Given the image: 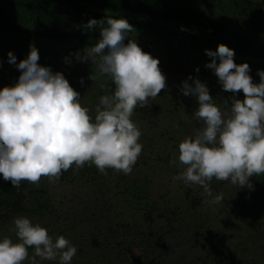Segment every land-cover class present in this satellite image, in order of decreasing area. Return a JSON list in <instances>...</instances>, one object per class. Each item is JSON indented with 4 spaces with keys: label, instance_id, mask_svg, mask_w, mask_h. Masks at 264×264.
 <instances>
[{
    "label": "rangeland",
    "instance_id": "1",
    "mask_svg": "<svg viewBox=\"0 0 264 264\" xmlns=\"http://www.w3.org/2000/svg\"><path fill=\"white\" fill-rule=\"evenodd\" d=\"M242 1L172 0V4L200 10L225 22L227 32L253 35V10ZM129 36L143 52L159 60L158 67L166 78V88L155 99L149 98L150 107H137L133 113L132 120L142 133L139 142L143 150L132 172L125 175L107 169V175H103L94 165L86 164L84 167L91 170L94 178L90 184L86 183L84 167L77 170L75 166L63 172L56 183L46 177L38 185L23 182V209L12 213L0 207V239L8 236L15 242L13 219L24 216L47 229L53 239L62 235L77 248L71 264H264V175L251 178L253 189L213 179V195L223 193L219 204L209 203L211 197L200 186L173 180L183 171L178 162L172 163L178 156V143L203 126L192 119L197 101L182 94V81L192 76L205 83L222 109L223 99L232 95L205 67L211 58ZM14 41L0 35V89L14 85L20 75L8 62L10 49L15 48L17 63L30 51L26 43L15 45ZM34 46L38 64L61 72L94 118L99 97L107 94L105 89L114 91V85L107 77L89 79V75L96 74L95 63L80 62L73 56L86 48ZM65 57L70 64L65 63ZM233 59L236 64L247 63L249 75L259 83L257 70L264 71L261 61ZM10 65L14 67L8 69ZM81 78L83 84L79 82ZM236 96L243 100L242 92ZM33 251L29 248L30 256Z\"/></svg>",
    "mask_w": 264,
    "mask_h": 264
},
{
    "label": "clouds",
    "instance_id": "2",
    "mask_svg": "<svg viewBox=\"0 0 264 264\" xmlns=\"http://www.w3.org/2000/svg\"><path fill=\"white\" fill-rule=\"evenodd\" d=\"M94 27L99 28L98 42L73 54L77 61L95 63L90 80L107 77L114 85V91L105 89L107 94L99 97L94 118L61 72L38 64L34 45L18 63L11 51L7 54L20 75L14 85L0 89V176L18 191L23 182L38 185L42 177L56 183L63 172L86 164L103 175L107 169L128 175L142 153V133L132 116L137 107H150L149 98L166 88V78L159 60L130 38L134 29L127 20L90 19L83 25L85 30ZM206 55L211 61L205 67L232 95L223 99L222 109L205 83L192 76L182 81V94L197 101L192 119L203 126L178 143L172 163L178 162L183 171L173 180L200 186L211 197L209 203L219 204L223 193L213 195V179L253 189L251 178L264 175V71L257 70L260 80L254 82L249 65L236 64L234 51L223 44ZM64 60L71 63L68 57ZM240 92L243 100L236 96ZM11 230L17 239H0V264H71L77 252L64 236L53 239L27 217H15ZM29 248L34 250L31 256Z\"/></svg>",
    "mask_w": 264,
    "mask_h": 264
},
{
    "label": "trees",
    "instance_id": "3",
    "mask_svg": "<svg viewBox=\"0 0 264 264\" xmlns=\"http://www.w3.org/2000/svg\"><path fill=\"white\" fill-rule=\"evenodd\" d=\"M242 3L253 10V35L227 32L225 22L200 10L176 6L172 0H0V35L15 40V45L81 49L100 39L98 27L83 28L90 19L122 18L134 29L129 35L157 41L167 49L207 56L206 50L215 52L223 44L234 51V57L264 64V0ZM10 51L16 52L15 48ZM83 171L90 184L94 180L91 170L84 167ZM23 200L21 190L14 189L10 181H0V207L16 213L23 209Z\"/></svg>",
    "mask_w": 264,
    "mask_h": 264
}]
</instances>
